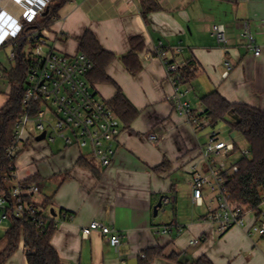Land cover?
<instances>
[{"label":"crops","instance_id":"1","mask_svg":"<svg viewBox=\"0 0 264 264\" xmlns=\"http://www.w3.org/2000/svg\"><path fill=\"white\" fill-rule=\"evenodd\" d=\"M157 1L161 10L147 20L139 0H72L59 11L49 28V44L74 55L80 53L84 33L92 31L101 46L117 56L107 73L140 115L130 129L123 125L108 168L97 163L88 150L66 147L63 142L62 149L53 150L45 140V146L39 148L41 159L32 157L31 165L22 158L31 140L38 137L30 132L15 162L19 180L25 183L37 175L35 183L45 188V194L34 200L41 206L49 200L57 214L51 243L63 264H140L144 252L156 247L164 248L167 256L176 253L189 261L206 256L214 264H264L263 238L250 236L239 227L219 235L206 220L207 207L196 206L192 194L188 197L180 191L181 173L188 175L191 188L190 164L203 136L175 111L174 86L162 61L152 57L162 43L171 62L180 67L191 62L197 69L195 78L180 87L196 114L204 112L201 98L213 91L231 103L264 110V0ZM246 22L262 47L260 57L239 39ZM216 24L227 29L226 47L219 46L213 35ZM133 36H141L145 42L140 54L142 70L136 76L121 61ZM61 43L67 52L59 49ZM179 48L181 52H177ZM226 63L233 66L228 77L224 76ZM5 71L0 79L8 78ZM94 86L106 101L116 93L112 85ZM10 93V83L0 81V109ZM150 135H155L156 141H150ZM82 158L83 165L79 162ZM43 159L46 167L35 165ZM165 161L167 168L155 170ZM161 198L163 205L155 215ZM256 216L252 219L248 215L249 223ZM93 221H101L122 235L118 251L99 232L83 236V229ZM165 228L171 232L163 234ZM194 240L199 243L193 245ZM12 258L13 264H28L18 253ZM152 264L173 263L159 258Z\"/></svg>","mask_w":264,"mask_h":264},{"label":"built area","instance_id":"2","mask_svg":"<svg viewBox=\"0 0 264 264\" xmlns=\"http://www.w3.org/2000/svg\"><path fill=\"white\" fill-rule=\"evenodd\" d=\"M51 1L0 0V49L12 46L14 51L10 59L22 62L26 68V90L22 100L24 114L13 126V139L6 149V159L10 164L7 175L10 189L8 195L0 191V225L13 215L21 219L30 218L37 228L43 230L49 218L54 217L46 215L44 208L34 200L41 194L39 185L22 183L15 166L30 132L35 136L45 132V141L49 145L61 139L66 147L88 149L97 163L108 168L116 154L114 144L123 131L121 119L89 80L93 64L88 56L81 52L68 55L51 46L50 27L25 31V23L44 16ZM261 27L264 29V22ZM213 35L219 46L228 45L227 29L223 24L213 26ZM239 39L246 42L256 57L262 55V47L257 45L247 22L243 24ZM167 56L168 51L162 43L152 54V57L162 61L174 86L175 111L187 120L195 133L200 134L211 126L210 120L205 115L196 114L191 102L184 99L186 93L180 87L188 81L187 76L182 67L171 62ZM232 70L233 66L226 63L224 76L228 77ZM205 137L206 142L199 143L190 164L193 203L207 207L206 220L215 226L219 235L239 227L246 229L250 236L264 239V215L261 213L253 223H249V211L236 202L229 191V184L239 170L238 162L243 157H250V149L241 152L236 143L223 141L215 132ZM156 139L155 135L149 136L150 141ZM238 152L240 158L232 161ZM178 230L181 231V228L178 227ZM94 232L101 233L118 251L122 235L116 229L101 221H93L83 229V236L87 238ZM162 232L167 234L171 230L165 228ZM191 243L196 245L199 240ZM16 253L27 259L25 234H22Z\"/></svg>","mask_w":264,"mask_h":264},{"label":"trees","instance_id":"3","mask_svg":"<svg viewBox=\"0 0 264 264\" xmlns=\"http://www.w3.org/2000/svg\"><path fill=\"white\" fill-rule=\"evenodd\" d=\"M71 1L52 0L49 13L31 22H26L25 31L50 27L52 20L58 17L59 11ZM139 1L142 15L146 20L151 13L161 10L157 0ZM129 46V52L121 57V61L127 71L136 76L142 70L140 54L145 50L143 37H131ZM79 51L86 54L93 64V70L89 74L90 82L112 85L116 88L115 95L108 103L121 119L124 128L130 129L132 123L140 115V111L107 73L109 66L117 59V56L104 49L90 30L86 31L80 39ZM182 69L188 82H191L196 76L197 69L193 68L191 62H188ZM25 72V65L20 61L15 69L6 72L11 85V93L5 107L0 109V191L6 192L7 195L10 189L7 178L10 164L6 159V149L13 139V126L24 114L22 100L26 90ZM201 103L204 107L202 115L210 120L212 127L226 121L230 114L237 117V120L229 121L228 124L232 131L239 133L247 141L251 155L241 158L238 162L239 170L229 184V191L236 202L244 205L248 211H254L257 216L260 215L261 206L264 203V110L244 103H231L218 91L202 97ZM83 159L79 161L81 165H83L81 163ZM165 167H168L167 161L155 170L160 171ZM38 179L37 175L32 176L25 182V185L33 184ZM46 206H49V200L42 204V208ZM9 221L11 228L5 235L6 246L0 251V264H7L16 254L22 234L26 237L28 264H63L51 243L57 230L55 217L49 218L43 230L37 228L30 218L21 219L11 215ZM164 252V248L161 247L149 248L144 252L145 257L141 258L140 264H152L159 258L166 259L173 264H214L206 256L189 261L184 260L179 254L172 253L167 256Z\"/></svg>","mask_w":264,"mask_h":264},{"label":"rangeland","instance_id":"4","mask_svg":"<svg viewBox=\"0 0 264 264\" xmlns=\"http://www.w3.org/2000/svg\"><path fill=\"white\" fill-rule=\"evenodd\" d=\"M50 10V8H49ZM52 46V45H51ZM60 48L59 49L63 52H67V50L65 48H63L62 46V43L59 44ZM14 51V48L12 46H7L3 49H0V63L3 67L2 70H0V74H4V68L6 69H9L10 67H15L17 66V63L16 61H12L10 59V55L11 53ZM0 81L6 85H9V80L8 78H1ZM237 120V117L233 114H230L226 121H222L220 122L217 126L215 127H209L207 128L205 131L202 132V141L203 143L206 142V135L208 133H218L219 134V137L223 140V141H226V142H234L236 143V145L238 146L239 150L242 152L246 151V150H249V145L247 143V141L237 132L235 131H232L228 122L229 121H235ZM32 142V145L30 146L29 150L25 152V154L23 155V160H26L27 162H29V164L32 165V160L31 158L32 157H36L37 159H41L39 153L42 154V149H39L41 148L42 146H45V142L44 141H41V142H36L35 139L31 140ZM51 146H52V149L53 150H59L62 146V141L61 139H59L56 143H51ZM62 149V148H61ZM88 149H86L87 151ZM43 155V154H42ZM241 156L240 152H238L232 159L233 160H236V159H239ZM40 157V158H39ZM36 166H38L39 168H43V167H46V159H43V160H39L38 163L35 164ZM179 180V188H180V191L182 193H185L188 197H190V195L192 194V191H191V188L188 186V175H186V173H181L180 174V177L178 178ZM39 185L41 186L43 192H41V194L39 196H41L42 194H45V188L43 187L42 184L39 183ZM40 188V189H41ZM41 190V191H42ZM51 209L52 207L49 206H46V208H44V212L46 215H50L51 214ZM201 210H204L203 208ZM172 211V208L170 210V212ZM261 213L264 215V203L262 204L261 206ZM250 215V218H254L255 219V216H256V213L254 211H249L248 213ZM11 228V222L8 220L6 222H4L3 224L0 225V251H2L5 246H6V241H5V235H6V232ZM264 240V239H263ZM19 253V252H18ZM15 261L13 258H11L7 264H13Z\"/></svg>","mask_w":264,"mask_h":264},{"label":"water","instance_id":"5","mask_svg":"<svg viewBox=\"0 0 264 264\" xmlns=\"http://www.w3.org/2000/svg\"><path fill=\"white\" fill-rule=\"evenodd\" d=\"M49 13V7L47 8V10L44 13V16L47 15ZM46 138V133H42L40 136L37 137L36 141L37 142H41L43 140H45ZM163 205V198L160 199L158 205L154 208V214L157 215L158 214V209L161 208ZM51 214L56 217L57 214L55 213L54 209L51 210Z\"/></svg>","mask_w":264,"mask_h":264}]
</instances>
